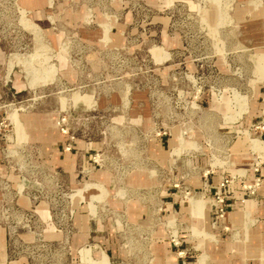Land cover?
Returning a JSON list of instances; mask_svg holds the SVG:
<instances>
[{
	"label": "rangeland",
	"instance_id": "rangeland-1",
	"mask_svg": "<svg viewBox=\"0 0 264 264\" xmlns=\"http://www.w3.org/2000/svg\"><path fill=\"white\" fill-rule=\"evenodd\" d=\"M263 116L264 0H0V264H264Z\"/></svg>",
	"mask_w": 264,
	"mask_h": 264
},
{
	"label": "crops",
	"instance_id": "crops-1",
	"mask_svg": "<svg viewBox=\"0 0 264 264\" xmlns=\"http://www.w3.org/2000/svg\"><path fill=\"white\" fill-rule=\"evenodd\" d=\"M261 119L264 121V116ZM260 138H261L260 141L264 145V130H262V132H260ZM239 144H240V142L236 141L233 145L237 146ZM239 146H241V145H239ZM158 149H159V147H158ZM77 154L80 157V153H77ZM263 170H264V168H263ZM263 170H262V168H260V170H258L259 171L258 175H261ZM254 175L255 174H253V176ZM221 179L222 178H220V180L218 182H220ZM251 180H252V178H251ZM262 182L263 183H261L262 185L259 188L258 196L255 198H243L245 193L243 191L238 190L239 189L238 183L225 185L222 188V192H221V195H222L223 201H224V206H225L223 216L226 218L228 216V214H231L232 218H235V217L241 216L242 214H244V215L245 214H251V215L252 214H258L259 216L264 217V177H263ZM96 197L97 196H91V199L96 198ZM194 201L202 202L199 199L194 200ZM211 202H212V204L215 205L214 200H212ZM214 208H215V206H214ZM192 210H193L194 216L196 218L200 219V224H202L201 226H204L203 222L205 221V219H207V216L211 213V206L206 207V209H204V207H203L200 215L196 212L195 209H192ZM232 224H234V223H232ZM228 226L230 227V224L226 223L225 226L223 227V229H228ZM231 227H233V226L231 225ZM257 236L260 237V235H257ZM262 240L264 242V237ZM263 242L262 241L260 242V240L258 239V246L264 247ZM1 246H2V244H1V240H0V248H1ZM103 256H105V261L107 264L106 255L104 253L101 254L99 261L101 260V258Z\"/></svg>",
	"mask_w": 264,
	"mask_h": 264
},
{
	"label": "built area",
	"instance_id": "built-area-1",
	"mask_svg": "<svg viewBox=\"0 0 264 264\" xmlns=\"http://www.w3.org/2000/svg\"><path fill=\"white\" fill-rule=\"evenodd\" d=\"M262 152H264V150ZM226 181L227 180H223L222 182H220L218 189L214 192V201H215L214 212H216L219 216H222L224 214V210H225L224 201H223V197L221 195L220 187H222ZM256 185H257V181L254 184H252L251 186L253 188H255ZM251 186H248V188H250Z\"/></svg>",
	"mask_w": 264,
	"mask_h": 264
}]
</instances>
